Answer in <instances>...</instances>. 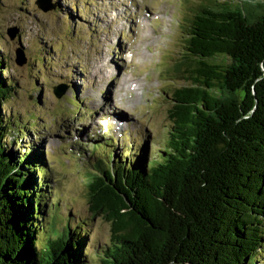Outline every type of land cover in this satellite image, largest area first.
Returning <instances> with one entry per match:
<instances>
[{"label": "trees", "instance_id": "obj_1", "mask_svg": "<svg viewBox=\"0 0 264 264\" xmlns=\"http://www.w3.org/2000/svg\"><path fill=\"white\" fill-rule=\"evenodd\" d=\"M185 3L175 73L187 83L171 92L164 148L146 165L141 157L96 153V170L83 173L87 212L109 222L99 248L85 251L83 234L95 231L88 219L60 230L49 220L45 211L56 205L43 188L49 173L42 153L30 145L17 151L23 136L7 142L22 121L0 113V264L264 259V0ZM13 90L0 73V103Z\"/></svg>", "mask_w": 264, "mask_h": 264}, {"label": "rangeland", "instance_id": "obj_2", "mask_svg": "<svg viewBox=\"0 0 264 264\" xmlns=\"http://www.w3.org/2000/svg\"><path fill=\"white\" fill-rule=\"evenodd\" d=\"M37 1L0 0V73L14 88L0 113L22 121L7 142L23 136L17 151L30 145L42 153L49 173L43 188L56 205L45 211L49 220L59 230L68 221L89 220L95 230L83 234L89 253L110 231L103 216L87 212L83 173L96 170V153L104 151L141 157L145 165L158 157L171 125V92L187 83L175 73L183 57L179 23L189 14L180 3L201 0H48L55 8L47 12ZM10 28L17 29L14 38ZM19 48L27 57L23 65L16 63ZM122 69L128 73L121 77L134 78L120 89Z\"/></svg>", "mask_w": 264, "mask_h": 264}, {"label": "water", "instance_id": "obj_3", "mask_svg": "<svg viewBox=\"0 0 264 264\" xmlns=\"http://www.w3.org/2000/svg\"><path fill=\"white\" fill-rule=\"evenodd\" d=\"M37 5L44 12L53 10L55 8V6L51 4L48 0H39L37 1ZM16 31H17L16 28H10L8 29L7 32L11 38H14ZM26 60L27 59L24 55L23 49L19 48L18 50H16V63L18 65H23L26 63ZM64 92H65L64 88H59L56 92V95L61 96Z\"/></svg>", "mask_w": 264, "mask_h": 264}, {"label": "bare ground", "instance_id": "obj_4", "mask_svg": "<svg viewBox=\"0 0 264 264\" xmlns=\"http://www.w3.org/2000/svg\"><path fill=\"white\" fill-rule=\"evenodd\" d=\"M145 24H147L145 21L143 22V25H145ZM148 39V37L146 36V40ZM112 64H114V63H112ZM123 75H127V73H128V71L126 70V69H122L121 71H120V73H118V74H116V80H118L119 81V87L121 86V88L120 89H123L124 87H125V83H126V81H130V80H132L134 77L133 76H129V77H121L122 76V74ZM121 74V75H120ZM126 79H128V80H126ZM137 88H142V86L139 84L138 85V87Z\"/></svg>", "mask_w": 264, "mask_h": 264}]
</instances>
